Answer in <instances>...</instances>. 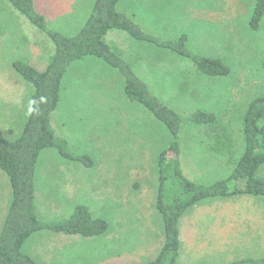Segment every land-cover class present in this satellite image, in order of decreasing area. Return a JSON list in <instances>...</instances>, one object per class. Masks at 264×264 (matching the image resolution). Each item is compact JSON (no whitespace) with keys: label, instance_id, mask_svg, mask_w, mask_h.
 <instances>
[{"label":"rangeland","instance_id":"obj_1","mask_svg":"<svg viewBox=\"0 0 264 264\" xmlns=\"http://www.w3.org/2000/svg\"><path fill=\"white\" fill-rule=\"evenodd\" d=\"M125 1L128 3L118 2L117 10L146 33L164 41H175L186 35V48L191 53L221 59L228 67L227 77L208 78L196 73L190 61L173 52L132 40L121 31L113 30L105 36L111 50L132 66L149 91L165 105L185 118L197 110L214 114L218 122L212 129L219 132L225 128V137L233 135L234 153L240 156L243 114L250 101L264 97V17L259 28L252 31L248 22L253 0ZM35 2L46 17L47 27L67 37L79 31L94 4V0ZM149 4L151 8H147ZM53 52V43L43 33L17 13L7 0H0V78L3 79L4 73H12L18 87L10 103L3 100L5 95L1 92L0 137H18L33 91L32 86L15 73L12 63L28 62L42 71ZM122 86L120 74L95 57L72 63L63 78L59 104L51 113L50 124L56 136L67 141L68 150L74 155L87 156L92 166L69 162L55 149H45L39 155L35 170L39 220L61 221L70 216L75 206L87 207L92 217L103 219L108 226L107 234L93 240L94 250L89 244L86 247L98 255L108 251L146 250L154 233L150 232V224H146L145 219H151L156 229H163L161 217L154 208L156 161L159 152L169 146L171 136L147 110L125 97ZM208 131L210 128L191 125L187 120L179 130L180 165L183 152L194 153L196 161L195 170L186 173L182 168V172L200 185L224 179L232 170L228 165L231 168L225 173L218 171L212 175L209 172V167L215 164L203 161L205 155L199 150L205 147L199 140L207 138ZM202 163L206 168L198 172L203 169ZM42 168L54 169L51 171L56 168L58 172L46 176ZM72 169L85 171L84 178L89 184L78 186L75 191H65L54 182H44L66 180ZM259 174L264 179V167ZM9 195L8 179L0 171V202L9 201ZM203 216L211 217V214L205 212ZM125 220L127 224H121ZM137 221L140 223L135 224ZM121 226L126 228L125 232L117 230ZM70 250L72 255L80 251L78 248L65 250L66 257ZM177 264H180L178 260ZM202 264L228 263L221 258L205 260Z\"/></svg>","mask_w":264,"mask_h":264},{"label":"trees","instance_id":"obj_2","mask_svg":"<svg viewBox=\"0 0 264 264\" xmlns=\"http://www.w3.org/2000/svg\"><path fill=\"white\" fill-rule=\"evenodd\" d=\"M120 0H94L83 25L70 37L47 27L46 17L37 10L34 0H7L10 6L54 46V52L44 70L39 71L28 63L15 61L11 67L15 73L32 86L31 107L21 134L15 139L0 137V171L8 178L11 197L0 231V264H37L22 252L26 240L41 230L75 234L93 238L107 232V223L92 217L85 206H75L70 216L61 221L39 220L35 201V170L39 155L45 149H55L68 161L91 167L87 156H78L68 150L67 141L56 136L50 124L51 113L60 100L62 81L68 67L85 57L101 60L116 70L123 79V94L130 102L147 110L163 124L171 136L167 149L157 156V194L155 210L163 223L164 241L157 256L144 264H177L180 250L178 223L186 210L203 200L247 195L264 199V179L259 171L264 167V97L250 101L242 117L241 135L243 148L235 156L233 138L225 137L224 129L213 130L217 117L197 110L182 117L161 102L131 67L105 42L108 32L121 31L138 42L173 52L190 61L199 75L208 78H223L230 73L221 59L206 58L191 53L186 48L187 37L181 35L175 41H164L143 31L124 13L117 10ZM264 17V0H253V9L248 25L252 31L259 28ZM184 120L191 125L210 128V150L226 157L232 166L230 174L209 185H200L187 179L181 170L180 126ZM232 140V142H231ZM229 264H264V257L246 258Z\"/></svg>","mask_w":264,"mask_h":264},{"label":"crops","instance_id":"obj_3","mask_svg":"<svg viewBox=\"0 0 264 264\" xmlns=\"http://www.w3.org/2000/svg\"><path fill=\"white\" fill-rule=\"evenodd\" d=\"M123 2L125 4L128 3L125 0H123ZM34 3L36 6L35 0ZM150 5L151 4H149L147 8H151ZM144 14L147 15L145 18H148L149 15L146 13ZM127 64L133 70L132 66L129 63ZM45 67L43 69H45ZM3 75V79L0 78V95L2 94L1 92H4L5 98L3 100L7 101V103H10L13 102L12 96H14V91L15 89H18V87L14 82V75L12 73H4ZM30 107L31 98L28 114L30 112ZM26 119L23 121L22 128ZM211 142L212 141L209 136L199 140L200 145H205V147L199 149L200 153L205 155V157H203V161L210 160L215 164L211 165L208 169L212 175H216L218 171H220L219 173H225L226 169L231 168V166L228 167L229 163L224 160V157L219 156L210 150L209 147L212 144ZM181 159V170L182 168L185 172L189 170H195L194 153H190L189 155L187 152H183L181 154ZM202 165L203 169H200L198 172L205 170V163H202ZM215 166H217L219 169ZM67 167L70 166L67 165ZM210 168L214 169L215 173H212ZM51 170L54 169H43L44 173L42 174L50 176L51 174L58 172L56 168V171ZM71 172L72 174L69 175V178L66 180L62 178L57 181L44 180V182H54L58 184L59 187H63L65 191H75L78 186L82 187L83 185L89 184V181L84 178L85 171L72 169ZM64 175L65 174L62 173V176ZM190 175H193V173ZM37 196V181L35 180V201H37ZM10 197L11 189L9 198ZM207 200H203L192 208L186 210L179 219L178 229L180 250L177 260L180 262V264H202L205 260L218 261V259L221 258L226 259L227 263L229 264L232 262V260L235 262L248 257L257 258L261 255H264L263 198L241 195L236 197L213 198ZM9 203L10 199L9 201L7 200L0 202V231L3 226ZM205 212L211 214V217H204L203 214ZM147 220L148 219H145L143 221L147 222L146 224H150V232L154 234L150 240L151 243L146 250H140V248H138L132 251H108L102 253V255H98L96 252L91 253V251L86 250L88 244L92 247V249L94 248V243L92 244V242H94L93 240H95V237L84 238L75 234L41 231L33 234L26 240L22 247V252L29 256L37 264H144L153 260L157 256L164 241L163 229L161 230V234L160 229L158 230L153 226L154 222H151V219L148 221ZM138 223L140 222H135V224ZM121 224H127V220H125V222L121 221ZM117 230L120 232H125L126 228L121 226L117 228ZM33 238H36L34 243L32 242ZM77 248L80 251H77L74 255H72L71 250L68 257H66V255L63 253L65 250ZM252 248H255L256 251ZM76 254L79 255L75 257Z\"/></svg>","mask_w":264,"mask_h":264}]
</instances>
